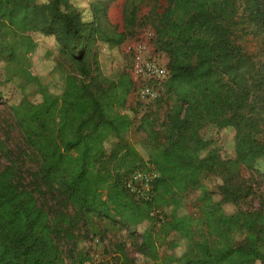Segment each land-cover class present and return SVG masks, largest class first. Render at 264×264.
Here are the masks:
<instances>
[{"label": "trees", "instance_id": "16d2710c", "mask_svg": "<svg viewBox=\"0 0 264 264\" xmlns=\"http://www.w3.org/2000/svg\"><path fill=\"white\" fill-rule=\"evenodd\" d=\"M111 1L90 0L85 17L74 0H0V101L4 86L12 84L19 95L5 101L35 153L40 182L63 195L73 216L93 214L126 227L146 223L135 242L146 264H264V212L222 207L246 196L239 194L237 168H253L264 142L237 140L235 158L228 159L198 133L206 122L234 125L247 101L249 74L241 68L249 57L239 54L229 34L241 3L248 21L264 30V0H167L154 14L155 51L166 56L172 103L163 143L155 141L153 120L140 117L138 127L150 142L145 158L123 139L134 126V108L126 105L132 91L128 73L103 78L105 84L90 77V63L97 68L95 44L113 48L125 38L107 19ZM133 12L124 17L127 25ZM34 34L54 40L48 72L62 61L73 69L64 73L57 93L30 72ZM255 76L257 86L264 85V60ZM27 84L36 85L38 100L29 98ZM2 147L0 140V152ZM143 165L157 176L151 197L137 200L123 180ZM202 172L218 180L220 200L200 181ZM189 189L197 194L196 215L179 212L181 195ZM69 221L62 212L49 214L32 189L18 187L12 166L0 169V264L89 263L80 249L68 261L61 257L55 237ZM171 233L177 238H168ZM237 234L243 237L234 242Z\"/></svg>", "mask_w": 264, "mask_h": 264}, {"label": "rangeland", "instance_id": "374dc122", "mask_svg": "<svg viewBox=\"0 0 264 264\" xmlns=\"http://www.w3.org/2000/svg\"><path fill=\"white\" fill-rule=\"evenodd\" d=\"M45 1V0H38ZM75 6L87 17V3L90 0H74ZM167 0H112L108 4L107 19L117 31H123V42L113 48H109L103 42L95 44L97 68L90 63V77L94 82H104L103 78L115 79L120 73L126 72L130 76L132 67V52L138 44L143 45L145 56L157 55L166 66V56L163 52L155 51L154 46V14L160 12ZM239 4V3H238ZM85 9V10H84ZM130 9H133L132 23L127 25L124 17ZM37 45L33 55L29 57L30 72L38 73L39 82L47 86L51 93H57L61 86L63 75L66 71L73 70L65 61L53 70L49 71L52 54L55 53L52 37L34 34L32 36ZM231 44L239 54L249 57L245 60L241 71L247 75V101L234 116V125L218 126L213 122H206L199 130V135L210 140L212 147L223 158H235V146L237 140L244 143L251 141L264 142V85L257 86L255 73L264 60V30L257 29L246 18V9L241 3L237 7L236 15L229 34ZM28 56V54H27ZM56 56V55H55ZM10 75H13L9 69ZM131 78V77H130ZM168 79V78H167ZM19 79H15L17 83ZM167 82V80H166ZM166 82L160 96L152 103L144 102L135 95V84L132 82V91L126 97V105L134 108V126L123 135V139L129 142L135 150L145 158L147 148L150 146L146 132L138 127L140 117L146 115L154 122L156 130L155 141L163 143L167 133L165 123L172 103L167 93ZM29 98L39 99L35 84L25 86ZM4 98L0 101V140L3 147L0 152V169L12 166L14 169V182L18 187H26L33 190L36 201L46 208L49 214L62 212L70 216V221L65 231L58 232L56 243L59 246L61 257L68 261L74 256L77 249L87 252L89 263L96 264H146L137 254L136 241L138 234L146 223L135 227L121 226L109 219L97 217L93 214H78L73 212L63 195L48 184L39 180L38 161L34 151L26 143L19 127L15 123L5 100H16L19 93L12 84L4 86ZM247 147V145H246ZM240 176L238 185L246 196L239 197L236 201H224L222 207L226 211L234 208L243 211L264 212V154L257 157L253 168L247 169L242 165L237 168ZM200 181L206 188L212 191V198L220 200L222 195L217 188L218 180L209 172H202ZM197 194L194 189H189L181 195L179 212H188L196 215ZM242 234L235 236L234 242L242 239ZM168 238H177L174 233ZM119 249L125 253L129 261L125 262Z\"/></svg>", "mask_w": 264, "mask_h": 264}, {"label": "built area", "instance_id": "2783aa9c", "mask_svg": "<svg viewBox=\"0 0 264 264\" xmlns=\"http://www.w3.org/2000/svg\"><path fill=\"white\" fill-rule=\"evenodd\" d=\"M144 46L138 44L132 52L130 77L135 84V95L144 102H154L162 93L168 70L157 55L145 56ZM157 176L150 165H143L129 172L123 186L134 199L148 200L152 194V180ZM253 264H261L256 260Z\"/></svg>", "mask_w": 264, "mask_h": 264}]
</instances>
